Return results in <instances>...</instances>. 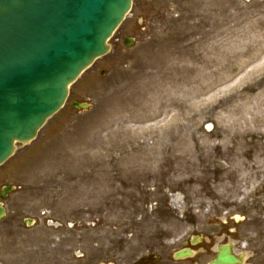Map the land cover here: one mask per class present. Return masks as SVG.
<instances>
[{
	"label": "rangeland",
	"instance_id": "374dc122",
	"mask_svg": "<svg viewBox=\"0 0 264 264\" xmlns=\"http://www.w3.org/2000/svg\"><path fill=\"white\" fill-rule=\"evenodd\" d=\"M111 44L0 167V264L64 242L135 263L221 227L264 264V0H134Z\"/></svg>",
	"mask_w": 264,
	"mask_h": 264
},
{
	"label": "water",
	"instance_id": "95a60500",
	"mask_svg": "<svg viewBox=\"0 0 264 264\" xmlns=\"http://www.w3.org/2000/svg\"><path fill=\"white\" fill-rule=\"evenodd\" d=\"M132 6L133 0H0V167L37 138L71 86L111 52L109 40ZM14 189L6 187L1 198ZM5 215L0 203V219ZM233 248L220 247L209 264H247Z\"/></svg>",
	"mask_w": 264,
	"mask_h": 264
},
{
	"label": "flooded vegetation",
	"instance_id": "af4514ba",
	"mask_svg": "<svg viewBox=\"0 0 264 264\" xmlns=\"http://www.w3.org/2000/svg\"><path fill=\"white\" fill-rule=\"evenodd\" d=\"M31 222L33 227L39 221L33 218H26ZM25 219V220H26ZM24 220V222H25ZM2 222L4 221L1 220ZM0 221V222H1ZM101 221H95L94 225L98 228ZM26 226H28L25 223ZM75 227V226H74ZM74 227L72 229H74ZM205 234L194 233L191 237L183 240L182 245L170 243L163 244L165 251L144 253L139 261L132 262L129 252H121L120 249L113 243L95 242L88 244V248L79 249L68 243H44L41 244L34 256L25 263L13 264H191L190 260L197 257L198 253L208 254L210 259L203 264H208L213 261L222 245H226L227 232L231 229L222 228H206ZM86 247V246H85ZM169 247V248H168ZM69 252H64L68 250ZM185 253L184 257L177 258L178 253Z\"/></svg>",
	"mask_w": 264,
	"mask_h": 264
}]
</instances>
